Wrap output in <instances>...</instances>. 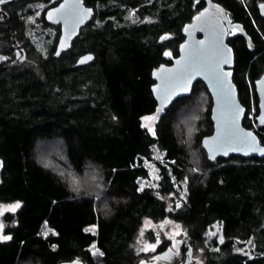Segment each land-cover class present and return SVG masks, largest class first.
I'll return each mask as SVG.
<instances>
[{"label": "trees", "instance_id": "obj_1", "mask_svg": "<svg viewBox=\"0 0 264 264\" xmlns=\"http://www.w3.org/2000/svg\"><path fill=\"white\" fill-rule=\"evenodd\" d=\"M60 1L16 0L2 8L8 21L0 14V53L7 56L0 61V203L20 205L3 214L2 234L11 239L0 240V264H136L133 243L144 219L182 224L205 264H264V158L208 159L202 139L213 134L214 122L207 86L199 81L191 95L176 99L153 132L142 122L158 113L153 71L179 57L184 27L209 0H84L94 16L56 57L61 29L46 13ZM210 1L249 36L251 44L239 31L228 39L235 54L231 78L247 108L243 125L264 146V126L249 119L252 104L259 116L264 0ZM13 34L27 57L9 68L16 56ZM87 53L95 59L78 65ZM198 92L210 101L198 134L199 168L175 131ZM52 142L60 143L58 154L75 176L96 169L92 180L100 184L77 189L43 165L39 145L48 149ZM155 152L168 164L160 165L158 187L141 189L139 180L149 176L144 160ZM215 223L222 244L207 236ZM250 243L252 257L237 252ZM168 247L162 244L155 255Z\"/></svg>", "mask_w": 264, "mask_h": 264}, {"label": "water", "instance_id": "obj_2", "mask_svg": "<svg viewBox=\"0 0 264 264\" xmlns=\"http://www.w3.org/2000/svg\"><path fill=\"white\" fill-rule=\"evenodd\" d=\"M16 0H5L0 3V14L3 21H8L7 12L3 6ZM260 15L264 18V3L259 5ZM217 12L220 15H217ZM94 9L85 4L84 0H61L59 4L50 8L46 18L54 25H59L61 33L56 45L55 56L59 57L68 51L81 29L89 24L94 16ZM238 29L251 44L249 36L242 25L233 23L221 7H216L208 1L206 8L193 22L184 27L185 41L180 46V54L172 65H161L152 73L156 84L152 91L158 102L157 112L167 109L176 99L192 94L195 85L203 82L213 99L211 119L214 122V132L202 139V145L208 159L215 162L219 158L229 159L231 156L243 158H264V146L258 134L243 125L247 108L241 103L237 85L231 78V71L235 66V54L229 44V29ZM16 49L15 60L9 68L20 66L27 57L26 50L12 35ZM57 53H59L57 55ZM91 57V59H85ZM95 59L94 54L87 53L79 57L78 65H87ZM84 60V63L81 61ZM227 62H224V61ZM194 73L187 81V90H184L185 78ZM217 73H222V79ZM255 88L259 97V126H264V73L255 81ZM239 110V111H238ZM255 149V150H253ZM214 156L213 158H210ZM2 161L0 160V171ZM225 186L222 178L220 181ZM168 221V219H167ZM3 229V214L0 213V233ZM194 249L190 237L185 235L177 241V250L168 247L158 254L152 261L142 259L136 264H193ZM60 264H84L80 260L62 262Z\"/></svg>", "mask_w": 264, "mask_h": 264}, {"label": "rangeland", "instance_id": "obj_3", "mask_svg": "<svg viewBox=\"0 0 264 264\" xmlns=\"http://www.w3.org/2000/svg\"><path fill=\"white\" fill-rule=\"evenodd\" d=\"M45 7L46 5L41 6V9L37 12L38 16L40 15V11H42V9ZM35 20L36 18L34 19V21ZM237 32L238 31L232 29L229 32V37L236 35ZM5 59H7V56H4L0 53V61ZM209 102L210 101L208 97H206L203 92H198L195 95L192 103H188L187 109L185 110L184 114L181 113L175 122V131L179 138V141L182 144L184 143L185 147L188 149L190 156L195 157L197 168H199L198 166L201 164V160L199 158L200 144L198 143V134L203 130L202 126L205 125L203 123L205 117L204 113H206V110H208L209 108ZM257 116V110L254 108V104H252L249 119H251L252 122H257ZM149 117H151L152 119H148ZM159 117V113L145 116L142 119L143 125L153 132ZM47 146H49L48 149L46 147V144L39 145L38 154L40 156V162L43 165L55 170L60 176L65 177L72 186H75L77 189H83V187H87L90 184V181L92 185L100 184L99 181L92 180L93 177L99 174L98 172L93 171L96 169L91 170V172H87L86 176L84 177H77L72 173V171L69 170V168L64 163L66 162L64 156L58 154L59 152L56 149L59 148L60 143L55 144L54 142H52ZM42 147L43 149H45L44 151L42 150ZM195 147L197 151H195ZM52 153H54L55 155ZM166 164H168V162L166 161L164 155L158 152H155L153 154L152 159L144 160V166L148 170L149 176L147 178L139 180L140 188L144 189L148 187H158V181H160L161 179L160 165ZM185 182L186 181L183 182V186H186ZM167 201L169 203V208L172 207V195L169 196ZM16 205H19V203H0V213L4 214L8 211H15L19 208L15 207ZM89 230L95 231V227H90ZM185 235H187V230L183 227L182 224L176 222L173 219H170L167 222H165L164 220L153 221L150 219H144L142 226L133 243L134 252L137 254L140 260L146 259L152 261L155 259V254L162 244H168L169 247L177 250V241L182 239ZM207 236L210 241L216 238L220 244H222L224 241L222 237V227L217 223L212 224L208 228ZM4 237L5 236L1 232L0 240H4ZM251 247L252 244L250 243L248 246L239 247L236 250L237 252L244 253L252 257L253 255L250 253ZM91 250L93 254L97 255L98 251L96 248L92 247ZM193 260V264H205L203 259V251L201 250V248L197 249V252L195 253V255H193Z\"/></svg>", "mask_w": 264, "mask_h": 264}, {"label": "snow or ice", "instance_id": "obj_4", "mask_svg": "<svg viewBox=\"0 0 264 264\" xmlns=\"http://www.w3.org/2000/svg\"><path fill=\"white\" fill-rule=\"evenodd\" d=\"M4 2H5V0H0V3H4ZM58 54H59V53H57V55H58ZM166 55H167V53H166ZM85 59H91V57H87V58H85ZM84 62H85L84 60L81 61V63H84ZM224 62H227V61L225 60ZM193 75H194V73H189V74L186 76V78H185L186 82H185V84H184V90H185V91L187 90V81H190V80L192 79V76H193ZM217 76H218V78L222 79L223 74H222V73H217ZM238 111H239V110H238ZM148 119H152V118L149 117ZM253 150H255V149H253ZM210 158H213V159H214V156H212V157H210ZM15 207H19V205H16ZM4 239H11V237H10V236H5Z\"/></svg>", "mask_w": 264, "mask_h": 264}, {"label": "flooded vegetation", "instance_id": "obj_5", "mask_svg": "<svg viewBox=\"0 0 264 264\" xmlns=\"http://www.w3.org/2000/svg\"><path fill=\"white\" fill-rule=\"evenodd\" d=\"M217 15H220L218 12H217ZM232 29H229V32L231 31ZM233 30H236V31H239L238 29L236 28H233ZM240 32V31H239ZM241 33V32H240ZM229 39V38H228Z\"/></svg>", "mask_w": 264, "mask_h": 264}]
</instances>
